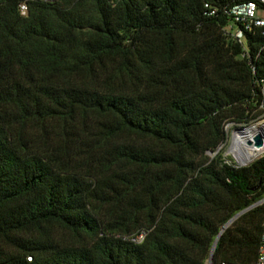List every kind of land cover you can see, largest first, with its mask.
I'll return each instance as SVG.
<instances>
[{"label":"trees","instance_id":"trees-1","mask_svg":"<svg viewBox=\"0 0 264 264\" xmlns=\"http://www.w3.org/2000/svg\"><path fill=\"white\" fill-rule=\"evenodd\" d=\"M22 1L0 0V264H209L264 200V156L220 151L261 114L264 28L226 34L241 0ZM263 222L213 264H253Z\"/></svg>","mask_w":264,"mask_h":264},{"label":"built area","instance_id":"built-area-1","mask_svg":"<svg viewBox=\"0 0 264 264\" xmlns=\"http://www.w3.org/2000/svg\"><path fill=\"white\" fill-rule=\"evenodd\" d=\"M30 1H48V0H24L20 4V12L22 15H26L28 11V3ZM207 9H210V15L215 16L217 14V9L210 7L208 4L206 5ZM259 11L264 13V0H241V2L230 10V15L232 16V26L226 29V34L230 36L236 43L240 44L245 51L247 48L245 46V39L248 34L255 35L259 29L264 28V17L258 15ZM264 36V32L261 33ZM260 52H264V45L260 49ZM259 110L261 112L259 118L253 122L254 124H258L261 127V132L258 135L264 137V78L261 80V102L259 106ZM236 126L235 131L233 132L232 137H230L228 128ZM248 127H244V125H237L234 123H227L225 125V131L227 133L228 139L225 145L231 140L232 145L235 139V135L240 130L247 129ZM232 138V139H231ZM264 154V151L262 152ZM264 156V155H263ZM235 164H231L235 167H241L237 157L235 156ZM146 236V233L143 232L138 235L133 240L135 242H142ZM219 264H238L234 262L222 261ZM253 264H264V222H263V230L261 236V245L258 253L257 260Z\"/></svg>","mask_w":264,"mask_h":264},{"label":"bare ground","instance_id":"bare-ground-1","mask_svg":"<svg viewBox=\"0 0 264 264\" xmlns=\"http://www.w3.org/2000/svg\"><path fill=\"white\" fill-rule=\"evenodd\" d=\"M253 127V129H251ZM250 132L247 131L238 132L235 135V139L230 150V153L235 154L241 165L250 164L255 158H257L263 151V147H258L254 144V139L261 132V127L258 124L248 127ZM252 140L253 144L248 145V141Z\"/></svg>","mask_w":264,"mask_h":264},{"label":"water","instance_id":"water-1","mask_svg":"<svg viewBox=\"0 0 264 264\" xmlns=\"http://www.w3.org/2000/svg\"><path fill=\"white\" fill-rule=\"evenodd\" d=\"M250 127V126H249ZM246 129H243V130H240L241 132L244 131ZM254 144L258 147H263L264 146V137L261 136V135H258L255 137L254 139ZM253 144V141L252 140H249L248 141V145H252ZM246 165H241V167H244ZM264 203V200H262L260 203L258 204H262ZM258 204L256 205H253L251 206L250 208L244 210L243 212L239 213L238 215H236L224 228L223 230L221 231L219 237L216 239L214 245H213V248H212V252H211V257H210V260H209V264H213V261H214V253H215V249L217 247V244H218V241H219V238L220 236L223 234V232L231 225V223H233L237 218H239L241 215H243L244 213H246L247 211L251 210L252 208H254L255 206H257Z\"/></svg>","mask_w":264,"mask_h":264},{"label":"rangeland","instance_id":"rangeland-1","mask_svg":"<svg viewBox=\"0 0 264 264\" xmlns=\"http://www.w3.org/2000/svg\"><path fill=\"white\" fill-rule=\"evenodd\" d=\"M258 15L261 16V17H264V13H263L262 11H259ZM251 125H253V123L248 124V125H244V127H249V126H251ZM235 129H236V126H232V127H229V128H228V131H229L230 137H232L233 132L235 131ZM251 129H253V127H251ZM245 131H247L248 134H249L250 129L247 128ZM231 139H232V138H231ZM231 148H232V141L230 140V141L228 142L227 145H224V146H222V147L220 148V151H221V154L223 155V157L226 159V162H227V163H229V164H232V163L235 164L236 161H235L234 154H233V153H230ZM263 155H264V154L261 153V154H260L257 158H255L252 162H254L255 160L261 158ZM211 156H212V155H211ZM252 162H251V163H252ZM251 163H250V164H251ZM250 164H248V165H250ZM248 165H246V166H248Z\"/></svg>","mask_w":264,"mask_h":264}]
</instances>
